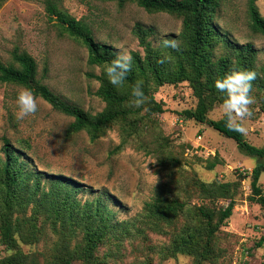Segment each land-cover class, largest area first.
Here are the masks:
<instances>
[{
  "label": "rangeland",
  "instance_id": "1",
  "mask_svg": "<svg viewBox=\"0 0 264 264\" xmlns=\"http://www.w3.org/2000/svg\"><path fill=\"white\" fill-rule=\"evenodd\" d=\"M248 2L224 0L216 21L236 42L252 43L263 63L264 37L250 28ZM257 5L264 17V0H257ZM59 7L82 21L97 41L131 53L144 55V48L133 33L138 25L156 30L152 39L156 47L162 34L175 39L182 31L180 19L165 13H148L132 3L120 7L101 0H59ZM16 49L36 60L38 78L66 101L92 114L105 109L106 104L96 95L100 83L93 77L100 75L101 69L89 64L87 48L69 37L49 16L45 0H7L0 7V60L10 62ZM20 89L0 84V160L4 158L3 140L10 139L40 171L56 172L80 183L84 190L79 199L86 201L104 193L115 196L118 203L111 204V208L120 221L126 222H134L144 212L146 203L157 199L179 197L188 206L225 208L228 200H202L191 187L193 176L206 183L238 181L233 216L218 234L220 252L216 264L264 263V244L260 246L264 237L263 212L249 199L252 172L260 159L243 153L233 140L208 125L181 116L197 104L188 82L165 85L156 91L155 99L164 104L165 112L154 118L155 125L146 126L118 153L114 151L123 140L119 126L96 142L85 132L69 136L67 130L73 119L39 97L37 113L18 120L16 98ZM252 95L255 103L251 106L252 116L244 121L245 138L264 149V96L257 92ZM222 117L221 106L209 114L211 120ZM164 155L176 157L181 165H173ZM216 156L222 164L213 171L207 170L206 162ZM240 173L247 177L240 180ZM260 185L264 190V173ZM31 214L30 208L26 215ZM47 231L48 237L38 243L20 242L26 253L37 254L40 264H46L58 240L48 227ZM148 238L102 245L97 253L100 264H193V258L187 255L164 259L149 250V246L168 245L169 235L148 232ZM8 254L7 247L0 243V259Z\"/></svg>",
  "mask_w": 264,
  "mask_h": 264
},
{
  "label": "trees",
  "instance_id": "2",
  "mask_svg": "<svg viewBox=\"0 0 264 264\" xmlns=\"http://www.w3.org/2000/svg\"><path fill=\"white\" fill-rule=\"evenodd\" d=\"M7 0H0V7ZM124 7L132 3L148 13H165L182 21V31L175 38L180 50L154 46V28L138 25L134 35L144 48V55L132 52V71L124 87L117 89L109 83L104 68L117 50L96 40L91 30L82 22L59 7V0H45L49 16L57 21L63 31L82 43L89 53V64L101 69L93 77L100 83L96 95L106 104L97 114L71 104L52 91L38 78L36 60L26 51L16 49L10 62L0 60V84L30 89L36 97L49 103L53 109L73 119L68 127L69 136L85 132L92 142L115 126H119L122 144L118 153L129 140L142 132L146 126L155 125V117L165 112L164 104L155 99L156 91L165 85L188 82L193 89L197 104L185 110L181 116L200 124H206L222 136L233 140L245 154L264 157V149L250 144L245 135L229 131L224 118L209 119L215 107L223 103V94L215 89L214 81L233 68L252 70L257 73L253 91L264 96V62L260 63L259 50L252 43L240 44L217 24L216 18L224 0H101ZM248 15L254 34L264 37V17L257 0H249ZM170 61L160 63L162 56ZM137 80L143 81V91L149 102L142 108L129 107L131 88ZM264 111V102L262 104ZM0 160V243L10 254L0 259V264H40L36 253H26L22 245L38 243L48 237L49 230L58 237L46 259V264H100L97 255L106 243H122L127 239L140 238L147 241L148 232L169 235L170 243L160 248L149 246L150 251L164 259L179 254L193 258V264L214 263L219 259L218 234L233 216L239 182L206 183L198 177L191 187L202 200L217 202L228 200L225 208L213 209L204 204L188 206L179 197L157 199L147 202L144 212L133 221H120L111 204L118 203L115 196L106 193L83 201L79 194L83 186L71 177L40 171L27 160L10 139L4 138ZM173 165H181L174 156L164 155ZM222 160L218 156L206 162V169L213 171ZM172 165V164H171ZM264 164H258L252 172L250 201L259 205L264 217V190L260 178ZM240 180L247 176L239 174ZM32 210L27 216L28 209ZM17 215V216H16ZM138 219V220H137ZM21 242V243H20ZM264 244V237L260 246ZM264 264V263H263Z\"/></svg>",
  "mask_w": 264,
  "mask_h": 264
},
{
  "label": "clouds",
  "instance_id": "3",
  "mask_svg": "<svg viewBox=\"0 0 264 264\" xmlns=\"http://www.w3.org/2000/svg\"><path fill=\"white\" fill-rule=\"evenodd\" d=\"M158 45L164 49L180 50V41L168 38L162 34ZM170 61V57L164 55L160 63ZM133 56L131 52L117 50L114 58L106 64L104 73L109 81L117 89L124 87L129 72L132 71ZM257 79V73L252 70H239L233 68L221 78L214 81L217 92L223 94L221 105L225 127L232 132L247 135L244 121L252 116L251 106L255 103L252 95L253 81ZM131 99L128 106L142 108L149 102V97L143 91V81L137 80L131 88ZM17 119L23 120L34 116L39 108L38 99L28 88H21L16 98Z\"/></svg>",
  "mask_w": 264,
  "mask_h": 264
},
{
  "label": "water",
  "instance_id": "4",
  "mask_svg": "<svg viewBox=\"0 0 264 264\" xmlns=\"http://www.w3.org/2000/svg\"><path fill=\"white\" fill-rule=\"evenodd\" d=\"M259 164H264V157L259 161Z\"/></svg>",
  "mask_w": 264,
  "mask_h": 264
}]
</instances>
